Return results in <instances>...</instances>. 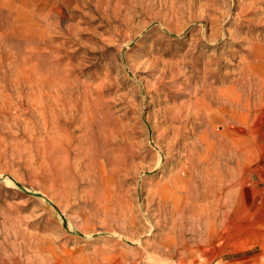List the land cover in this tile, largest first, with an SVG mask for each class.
Here are the masks:
<instances>
[{"label":"rangeland","instance_id":"374dc122","mask_svg":"<svg viewBox=\"0 0 264 264\" xmlns=\"http://www.w3.org/2000/svg\"><path fill=\"white\" fill-rule=\"evenodd\" d=\"M0 264H264V0H0Z\"/></svg>","mask_w":264,"mask_h":264},{"label":"bare ground","instance_id":"6f19581e","mask_svg":"<svg viewBox=\"0 0 264 264\" xmlns=\"http://www.w3.org/2000/svg\"><path fill=\"white\" fill-rule=\"evenodd\" d=\"M203 10V9H202ZM166 24V23H165ZM190 43V42H189ZM114 44V43H113ZM152 45H150L149 46V50H148V52H146V51H143L141 48H139L138 49V51L140 52V53H142V55H144V56H147V57H149V58H152L151 59V61H150V64L148 65V67H147V72H148V74H150V73H155V72H157V63H160L158 60V50L157 49H155L154 47H151ZM159 51H162L161 49H159ZM156 54V56H154ZM242 60V59H241ZM176 62V61H175ZM177 63V62H176ZM184 63V62H183ZM138 65V64H137ZM211 65V62L210 61H208L207 62V64L204 66V71H203V74L200 76H197V77H199V82H200V84H201V88L203 87V86H205V85H207L206 84V82H207V80L209 79L208 77L209 76H212V75H214L215 74V72L213 71V70H211L210 68H209V66ZM241 70V69H240ZM226 71V70H225ZM159 73H160V75H167V74H169L170 75V79L168 80V82L167 83H164L163 84V82H162V80H159V78H160V76H158V77H156L155 78V83L157 84H160L163 88H162V90L163 91H165L166 89H168V85H174L175 83H177L178 82V80H179V78L180 77H178V76H180L179 75V73L178 74H176V72L173 70V68H172V70H167V65H166V63H162V68H161V70L159 71ZM189 75V74H188ZM223 75V74H222ZM189 77L188 78H185V81H184V85L183 84H181L182 86L180 87V88H178L176 91V95H175V98H174V100H178V99H180V98H182V97H186L187 96V92H186V90L187 89H189ZM102 82V81H101ZM194 82V81H193ZM153 84V83H152ZM180 85V84H179ZM178 85V86H179ZM153 86V85H152ZM175 86H177V84L175 85ZM150 88H151V86H150ZM195 88V87H194ZM204 88V87H203ZM236 88V87H235ZM152 89V88H151ZM159 88L157 87L156 88V90H158ZM197 89V88H196ZM239 90V89H238ZM104 91V90H103ZM59 92V91H58ZM62 92V91H61ZM64 93V92H63ZM206 93V92H205ZM158 94V93H157ZM61 95V94H60ZM217 95V94H216ZM89 97V96H88ZM58 98H59V96H58ZM88 99V98H87ZM164 99V98H163ZM162 99V100H163ZM54 100V99H53ZM89 100V99H88ZM121 100V99H120ZM55 101V100H54ZM92 101V100H91ZM52 102V101H51ZM94 102V101H93ZM188 103V102H187ZM227 103V102H226ZM86 104V103H85ZM132 104V103H131ZM186 104V103H185ZM184 104V105H185ZM51 105V104H50ZM57 105V104H56ZM133 105V104H132ZM183 105V104H182ZM187 105V104H186ZM185 105V106H186ZM189 105V104H188ZM84 106V105H83ZM95 106V105H94ZM93 106V107H94ZM181 106V105H180ZM96 107V106H95ZM181 107H183V106H181ZM171 108H173V107H171ZM187 108V111H186V114H185V118H186V120L188 119V116H190L193 120H197L196 118H197V112L196 111H194L193 109H192V107L191 106H187L186 107ZM93 109H95V108H93ZM93 109H92V111H93ZM72 110V109H71ZM88 110V109H87ZM83 112V111H82ZM43 113V112H42ZM173 113V112H172ZM40 114H41V111H40ZM76 114V113H75ZM91 114H93V113H91ZM181 114V113H180ZM87 115V114H86ZM182 115V114H181ZM163 116V115H162ZM88 117H89V115H88ZM180 117V116H179ZM73 118H74V114H73ZM90 118V117H89ZM107 118V117H106ZM183 118V117H182ZM174 117H172V118H170V120H171V123L174 121ZM85 120V119H84ZM101 120V119H100ZM90 121V120H89ZM81 122H82V120H81ZM100 123V122H99ZM207 123V122H206ZM84 124V123H83ZM93 124V123H92ZM103 125V124H102ZM77 127H80V126H77ZM75 128V127H74ZM216 128V127H215ZM87 129V128H86ZM125 129V128H124ZM162 129V128H161ZM214 129V128H213ZM79 130V129H78ZM98 130H99V132H101V130H100V128L98 127ZM74 131H76V129L74 130ZM96 131V130H95ZM161 131V130H160ZM101 134V133H100ZM90 136H91V134H90ZM84 138V137H83ZM102 138V137H101ZM164 138V137H163ZM104 139V138H103ZM121 139V138H120ZM170 139V138H169ZM222 140V139H221ZM84 141H86V140H84ZM103 140H101V142H102ZM173 141V140H172ZM71 142V141H70ZM88 142V141H87ZM101 144V143H100ZM197 149V148H196ZM83 150V149H82ZM80 151V150H79ZM75 154V153H74ZM87 154V153H86ZM191 154V153H190ZM234 155V154H233ZM90 158L92 159V157H93V153H90ZM166 156V155H165ZM85 159V158H84ZM90 159V162L88 161V163L86 164V166L88 167V170L89 171H91V174H87L86 175V177L90 180L91 179V177H93V173H92V164H93V162H92V160ZM86 160V159H85ZM210 168V167H209ZM187 170H188V168H185L184 166L183 167H181V171L179 172V173H173L174 175H172L171 176V178L169 179V181H168V184H169V186L170 187H174V188H177V187H180L181 186V184L183 185L185 182H186V178L188 177V172H187ZM84 174V173H83ZM190 181H191V179H190ZM167 182V181H166ZM180 185V186H179ZM181 193V192H180ZM165 202V201H164ZM159 213V212H158ZM179 229V228H178ZM167 237V236H166ZM168 240V239H167ZM166 239H165V241H167ZM164 241V242H165ZM12 250V249H11ZM170 253V252H169ZM28 259V258H27Z\"/></svg>","mask_w":264,"mask_h":264}]
</instances>
